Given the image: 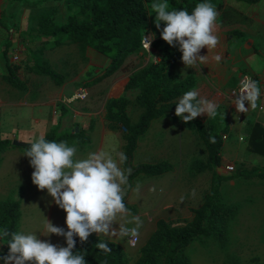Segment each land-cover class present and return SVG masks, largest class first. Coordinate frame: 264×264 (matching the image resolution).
<instances>
[{
    "label": "crops",
    "instance_id": "crops-1",
    "mask_svg": "<svg viewBox=\"0 0 264 264\" xmlns=\"http://www.w3.org/2000/svg\"><path fill=\"white\" fill-rule=\"evenodd\" d=\"M12 2V0H0V127L5 124V121H9L10 129L19 131V134H21V138H17L15 131L11 130V135L16 138L15 140L28 144L41 135L47 136L57 126H59L61 133L69 132L75 135L82 132L80 138L73 137V139L65 140L67 142L69 140H77V143L69 146L77 147V158L79 159L85 158L90 152L100 150L110 152L114 158H117L116 152L125 153L127 143L125 138L126 129L119 124L115 125V127L111 126V122L106 117V105L109 98H116L125 94L130 100L128 112L132 122L136 123L139 120L143 109L135 101L138 91L132 90L135 92L134 97H130L127 94L126 86L131 74L143 68L146 64L138 65L131 71L128 70L125 64L124 69L119 70L111 77L96 85L83 88L82 82L99 74L109 64V58L91 47L81 50L74 43L68 42L55 46L54 39L40 33L39 27L35 35L31 32L22 31L23 28L11 27L14 25H10L9 21H4L3 18L6 16L11 18L12 22L15 21L14 16L6 15V7ZM209 2L215 6L220 14L216 30V35L220 39L219 45L211 51H208L206 47L201 50L200 55H208V61L206 64L198 66L197 69L184 65L182 52H180L179 45H177L175 48L179 50L180 58L171 71L174 74L175 81H180L189 75L194 76L195 86L193 89L198 90L201 97L216 101L219 106L218 113H221L226 119L229 131L223 135L224 144L221 151L220 166H226V163H234L236 165L249 163L251 168L264 167V112L260 111L259 108L255 111L249 110L248 113L238 112L235 104H232V100L236 98L231 94L238 87L240 79L243 76H248L255 80L261 88L262 95L258 103L264 105V0H257L253 3H247L243 0H209ZM16 32L26 33L28 36H19L20 34L18 35V33L14 34ZM148 32L158 35L154 40L156 38L158 40L162 39L161 33L153 31L151 27ZM28 37L35 39V47H29V44L26 43ZM162 42L165 43L164 45L167 44L163 39ZM63 46H73V49L68 51V54L70 53L71 56L78 58L83 57L84 61L81 63L83 68L71 80L65 79L63 83L57 84L49 75L38 71V64L49 66L62 74L60 70L48 61L47 56L53 55L55 49ZM138 52L140 56L143 54L142 50ZM133 54L128 58L133 56ZM15 55L19 57L17 62L15 61ZM217 55L221 57L219 61L215 59ZM22 60H25V63H22ZM11 68L13 69L12 74L10 73ZM29 73L33 75L32 80L37 75L41 76L39 80L45 85L48 84V87L51 88L49 93L45 91L39 94L41 98L37 96L32 98L30 91L26 90V87H30V80L26 76ZM11 75L14 76L13 79L7 80V77ZM51 82L55 87H52ZM108 85L109 90L116 93L115 95L110 97L107 94L103 95L102 90ZM81 89L86 90L88 97L84 100L79 99L68 102V99ZM15 105L28 107V109L22 114L16 113L13 116L11 113H13L14 110L12 108ZM245 106L249 107L247 102ZM134 109H136V113H134ZM8 114L10 116L6 120L5 118ZM3 115H6V117L3 118ZM163 117L164 119L158 118L152 121L147 132L139 138L138 146L131 158L134 168L144 163L168 162L172 165L171 170L159 176L145 177L143 174H139L134 181L132 178L131 189L125 199V204L132 208V210L129 209V217H146L139 230V237H142L144 243L148 239L147 234H145L146 236L143 234L144 229L149 224H152L153 228L156 229V223L159 219H166L165 215L176 213L175 210L178 208L181 210L182 205L186 201L187 195L184 193L186 192L187 176L182 172V168L188 160L190 147L197 144L194 141L189 142V135L194 138L197 131L195 124L197 122L205 123L209 119L207 114H203L193 121L184 123L175 113H170ZM2 134L3 132L0 131L1 138ZM81 137L89 138L90 140L86 142ZM199 142L205 146L201 139ZM8 146V151L13 154L12 158L17 155L21 159L23 158V161L21 160L23 162L21 169L24 172L20 178H16L12 175L11 169H7L6 174L11 177V181H19L22 187L19 188V196L15 192L13 193L16 198L8 195L9 188L7 187L1 194L5 199L1 201L12 200L20 202L19 229L31 221L32 234H36L41 240H50L51 243L56 242L58 236L55 234L48 236L49 234L45 231L44 225L48 219L54 226L67 230L65 222L66 212L55 204L54 199L47 193V190L41 191L33 184L31 177L34 169L28 162L30 159L24 156L30 146H15L12 142ZM8 146L0 150L3 151L0 154L1 158L6 153ZM113 149L116 151H113ZM205 151L208 156L206 146ZM196 161L202 160L196 159L189 164H194ZM119 166L126 172L125 163H121ZM218 167H216V171L222 176L229 177L234 174V172L232 175H228L229 172L226 174L224 167H222L221 171H218ZM203 171L205 170H197L198 173ZM212 177L213 172L211 181ZM168 178H173L171 186L167 188L165 193L162 192V196L153 197L152 194L156 193L157 187H162L160 185L165 184ZM22 180L23 182H21ZM249 180L264 181V179L260 178ZM137 185L140 186L139 191L136 190ZM182 196H184L183 201L181 200ZM140 198L147 201L142 203ZM27 201H32L36 207L42 205L43 208L42 211L36 209L35 213L32 211L31 217L33 213L35 217L31 220L26 219L25 207ZM166 220L169 221L168 219ZM125 222V219H118V224H114L113 227L118 230L119 224ZM127 226L132 227L134 225L129 224ZM152 226L151 231H154L155 229ZM97 236L122 245L131 263L137 259L139 249H133L130 252L127 245V237L119 235L104 236L103 234ZM0 264H4V261H0Z\"/></svg>",
    "mask_w": 264,
    "mask_h": 264
},
{
    "label": "trees",
    "instance_id": "trees-1",
    "mask_svg": "<svg viewBox=\"0 0 264 264\" xmlns=\"http://www.w3.org/2000/svg\"><path fill=\"white\" fill-rule=\"evenodd\" d=\"M59 1V0H58ZM253 3L257 0H243ZM155 0H63L67 20L55 24L52 14L44 13L39 18V31L46 37L54 39V45L65 43L77 44L81 50L91 47L107 56L109 64L97 75L82 82L83 88L96 85L124 69L127 58L143 50L142 39L150 30L162 31L161 24L156 28V14L149 17L151 4ZM204 0H167L169 10H188ZM209 2V0H208ZM4 19V18H3ZM151 20V21H150ZM154 45V43H153ZM146 52V51H145ZM149 53V52H148ZM159 61H151L148 65L131 74L126 90H137L136 104L143 109L136 123L128 112L129 98L123 94L109 98L106 105L107 119L111 126L121 125L126 129L125 154L129 160L138 146L139 138L147 132L153 120L170 113H175L176 104L183 94L195 86V77L189 75L180 81H175L171 69L180 58V52L168 44L162 45L156 51ZM12 68L10 73L12 74ZM38 71L49 75L57 84L64 81V75L49 66L38 64ZM13 75L7 77L12 80ZM200 139L204 142L208 156L206 161H196L197 170L211 169L213 177L211 187L203 195L202 204L194 208L193 217L182 225H174L166 219H159L156 229L151 233L139 249L137 259L131 263L126 250L114 241L101 239L93 233L88 241L81 244L76 237L74 251H86L87 264H193L187 253L188 246L198 236H212L224 244L228 231V223L235 213L233 207H227L219 201L222 184L233 178L264 179V167L251 169L238 168L232 176L226 177L217 173L216 167L221 165V151L224 144L223 135L229 131L228 123L221 113L215 118H209L206 123L195 124ZM59 126L45 136L48 141L61 142L69 138L79 137L82 132L71 134L59 133ZM82 140L88 142L89 138ZM214 139L215 142H212ZM11 144L10 139L0 136V150ZM128 160V161H129ZM125 163L127 168V163ZM134 176H159L172 169L168 162L144 163L135 167ZM128 209H131L126 204ZM21 208L19 201L4 200L0 202V229L9 232L19 231ZM8 238L1 239L0 256L9 252ZM108 243L111 252L105 253L96 247L99 242ZM67 244L65 245V247ZM3 261V260H0ZM256 264H263L255 259Z\"/></svg>",
    "mask_w": 264,
    "mask_h": 264
},
{
    "label": "clouds",
    "instance_id": "clouds-1",
    "mask_svg": "<svg viewBox=\"0 0 264 264\" xmlns=\"http://www.w3.org/2000/svg\"><path fill=\"white\" fill-rule=\"evenodd\" d=\"M152 13L156 14L157 29L162 23L165 25L161 38L172 47L179 45L186 67L197 69L207 63L208 55H200L201 50L206 47L211 51L220 43L216 35L220 14L213 4L204 0L190 14L188 10H169L167 0H155L149 15ZM154 39V33L151 38H144V47L149 52ZM215 59L219 61L221 57L217 55ZM235 94L236 99L232 100V104H235L238 112L248 113L257 108L264 112V105L258 103L262 91L255 80L243 76L239 81V91ZM246 102L249 107L245 106ZM218 107L216 101L201 97L198 90L193 89L179 99L175 115L184 123L203 114L215 118ZM212 142H215L214 139ZM29 145L24 156L30 158V165L34 169L31 177L33 184L41 191L47 190L55 204L66 212L67 231L54 226L48 219L44 225L45 231L48 236L55 234L64 237L67 246L41 240L36 234L0 229V239L8 238L6 245L9 252L0 256L4 264H87L83 254L86 251H74L76 237L84 244L93 233L99 236L119 235L130 238V243L136 242L143 221L139 216L126 219L130 216V210L125 204L124 195L129 179L119 166L129 160L125 153L116 152L119 163L117 158L104 150L90 152L79 159L76 146H69L67 141H48L43 135ZM139 188L137 185L136 190L139 191ZM192 194L195 195V190ZM118 219H125L126 222L120 223L116 230L113 225L118 224ZM129 224L134 226L128 227ZM96 247L105 253L112 251L106 242L100 241Z\"/></svg>",
    "mask_w": 264,
    "mask_h": 264
},
{
    "label": "rangeland",
    "instance_id": "rangeland-1",
    "mask_svg": "<svg viewBox=\"0 0 264 264\" xmlns=\"http://www.w3.org/2000/svg\"><path fill=\"white\" fill-rule=\"evenodd\" d=\"M12 1V4H8V6L6 7V15L14 16L15 21L12 22V19L6 16L4 18V21H9L10 25H14L11 27H17L21 29L23 28L22 31L31 32L33 35L38 32V22L41 14H52L55 24H60V22H65L67 20L68 11H66L63 0ZM152 16L153 13L149 15L150 18ZM157 32L159 34L161 33L160 31ZM17 33L18 32L14 34ZM18 35H26V33L22 34L21 32H19ZM157 36L155 35V37ZM154 41L155 42L151 52L147 53L141 49L143 53L141 54V56L140 53L137 52L136 54H133V56L128 58V60H126L125 64L127 65L128 70L131 71V69L136 68L138 65H148L151 61H156V59L152 57V55L157 57L156 51L165 43L162 42V39L158 40L157 38ZM26 43L29 44V47H35V39H30L28 37ZM71 49H73V46L59 47L54 50L53 55L47 56L48 61H50L55 68L60 70L61 73L65 75L64 80H71L73 76H75L83 68V65L81 64L84 61V59H82L83 57L80 56L81 58H78L75 56H71L70 53L68 54V51H70ZM18 60L15 61L17 62ZM22 63H25V60H22ZM26 76L30 80V87H26V90L30 91V96L32 98H36V96L41 98L39 94L45 91L49 93V91L51 90V88L48 87V84L45 85L39 80L41 79V76H35L34 80H32V74L29 73ZM50 84L52 85V87H55L52 82ZM102 91L104 96L107 94L110 97L116 94L109 90V85L106 88H103ZM134 93L135 92L132 90H128L127 92L130 97H134ZM12 109L14 111L11 114H13L14 116V114L16 115V113H24L25 111H27L28 107L15 105ZM134 113H136V109H134ZM9 116V114L7 117L6 115H3V118L6 117L5 119L7 120ZM161 118L164 119L163 116ZM0 129V131L3 132L2 138H11L10 141L13 143L16 138L11 135V130L14 129H10L9 121H5V124L0 127ZM14 131L15 136L17 138H21V134H19V131ZM59 133L61 132L59 131ZM199 140L200 139L197 131L194 135V138L192 137V135H189V142L191 143L192 141H194L197 142V144H194L192 145V147H190L188 151V160L187 162H185V166L182 168V172L187 176V183L185 185L186 192L184 193L185 195H187L186 201L182 205L181 210H179L178 208L177 210H175L176 213L165 215L166 219H168L172 224L175 225H182L186 222V220H190L193 217V213L191 211L192 208L200 206V204L202 203L203 195L207 191H209L210 188L212 171L206 169L205 171L198 173L196 166L193 163L191 165L189 164L191 161H194L196 159H200L202 161L206 160L207 154L205 151V146L200 143ZM74 143H77V140L68 141L69 145H72ZM8 150L9 146L5 151L6 153L2 155V158L0 155V201L5 199V197L1 194L5 189H7V187L9 188L8 195L14 198L16 197L13 193L15 192L19 196V188L22 187L19 181L12 182L11 177L6 174V171L7 169H11V171L13 172L12 175L16 178H20L24 172L23 169H21L23 158L21 159L18 155L15 158H12L13 154ZM2 152L3 151H0V154ZM222 167H224V172L227 174V172H235L238 168L249 169L251 168V165L249 163H239L238 165L234 163H226V166L224 165ZM136 177L137 175L133 177V181ZM172 180L173 178H168L165 184L160 185L162 187H157L156 193L152 194L153 197H156L157 195L162 196L163 193L166 192L167 188L171 186ZM21 182H23V180ZM193 190H195V195L192 194ZM183 199L184 196H182L181 200L183 201ZM146 201V199L140 198V202L145 203ZM219 201L222 205L233 207L235 209V213L228 223V231L225 243H219L212 236H198L193 240V242L188 246L186 250L191 257L193 264H256L255 259L264 264V181L249 180L246 178H235L227 180L222 185ZM36 209L42 211V205L36 207L35 205H33L32 201H27L25 207L26 219L28 218V220H31L32 218H34ZM32 211H34V213L31 217ZM130 218L131 217H128L126 219ZM145 219L146 217L141 218L143 222ZM30 223L31 221L23 225L22 228L19 229V231H22L26 234L32 233ZM151 226L152 224H149V226L144 229V235L147 234L148 237L151 235L150 233L153 232V230L151 231ZM65 242L66 239L64 237L58 236L56 238V242L54 241L53 244L65 246ZM143 244L144 240L142 239V237H139V243L136 247H128L131 252L133 249H140ZM1 245L2 244L0 240V246Z\"/></svg>",
    "mask_w": 264,
    "mask_h": 264
},
{
    "label": "built area",
    "instance_id": "built-area-1",
    "mask_svg": "<svg viewBox=\"0 0 264 264\" xmlns=\"http://www.w3.org/2000/svg\"><path fill=\"white\" fill-rule=\"evenodd\" d=\"M151 35H152L151 33L146 32V33L144 34L143 39H142L143 50L146 51L147 53L149 52V50L146 49V48L144 47V38H145V36L148 37V38H151ZM153 42H154V40H153L152 43H151V46H150V52H151V50H152V48H153ZM156 58H158V59H156V61H159V60H160L159 57H156ZM18 59H19V57H18L17 55H15V60H18ZM238 91H239V85H238V87H237L236 89H234V90L232 91V93H231L232 96H233L234 98H236V94H235V93H238ZM263 93H264V89H263ZM87 97H88V93L86 92V90H85V89H81V90H80L78 93H76L73 97L69 98V99H68V102H73V101H75V100H79V99L84 100V99H86ZM129 239H130V238L127 237V243H128V246H129V247L134 248V247H136V246L138 245V243H139V237H138V239H136V242H135L134 244H133V243H130Z\"/></svg>",
    "mask_w": 264,
    "mask_h": 264
},
{
    "label": "water",
    "instance_id": "water-1",
    "mask_svg": "<svg viewBox=\"0 0 264 264\" xmlns=\"http://www.w3.org/2000/svg\"><path fill=\"white\" fill-rule=\"evenodd\" d=\"M13 145L15 146H22V147H26V146H30L28 143L23 142V141H19V140H14L13 141ZM222 167H218V171H221ZM136 171V169L134 168L133 164H132V160L130 159L128 161V168L126 171V175H128V185L125 187V195H124V199L127 197L130 189H131V176L134 174V172ZM233 172H229L228 175H232Z\"/></svg>",
    "mask_w": 264,
    "mask_h": 264
}]
</instances>
